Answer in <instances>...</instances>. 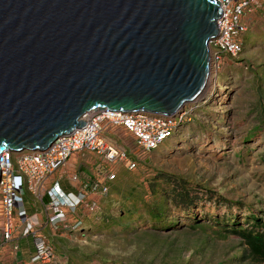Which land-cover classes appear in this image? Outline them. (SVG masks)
<instances>
[{
  "label": "rangeland",
  "instance_id": "374dc122",
  "mask_svg": "<svg viewBox=\"0 0 264 264\" xmlns=\"http://www.w3.org/2000/svg\"><path fill=\"white\" fill-rule=\"evenodd\" d=\"M243 19L241 51L209 63L202 92L158 147L101 121L104 143L123 156L79 158L107 187L67 226L42 230L62 264H264L239 231L264 233V3Z\"/></svg>",
  "mask_w": 264,
  "mask_h": 264
},
{
  "label": "water",
  "instance_id": "95a60500",
  "mask_svg": "<svg viewBox=\"0 0 264 264\" xmlns=\"http://www.w3.org/2000/svg\"><path fill=\"white\" fill-rule=\"evenodd\" d=\"M216 0H0V152L96 109L170 115L202 92Z\"/></svg>",
  "mask_w": 264,
  "mask_h": 264
},
{
  "label": "built area",
  "instance_id": "2783aa9c",
  "mask_svg": "<svg viewBox=\"0 0 264 264\" xmlns=\"http://www.w3.org/2000/svg\"><path fill=\"white\" fill-rule=\"evenodd\" d=\"M220 14L216 19L217 34L208 42L209 63H217L223 56L235 55L241 51V34L246 29L244 15L260 7L264 0H216ZM185 111L183 108L170 115L139 112H119L101 109L86 112L82 126L55 138L42 150L12 151L5 148L0 152V238L9 240L19 224L21 236L32 239L33 264H62L44 236L27 221L23 207V193L26 191L36 200L45 199L46 224L51 228L67 226L69 215L76 213L85 204L90 210L93 202H87L82 192H64L55 183L47 184V178L57 170L73 153L92 151L106 162H114L123 152L110 143H104L100 133L104 129L102 120L122 127L137 146L152 150L168 139L179 128ZM135 165L129 161L128 167ZM111 175L108 179H111ZM101 190H106V185ZM77 221V220H76ZM76 221L72 227L76 226Z\"/></svg>",
  "mask_w": 264,
  "mask_h": 264
},
{
  "label": "crops",
  "instance_id": "0c3cea01",
  "mask_svg": "<svg viewBox=\"0 0 264 264\" xmlns=\"http://www.w3.org/2000/svg\"><path fill=\"white\" fill-rule=\"evenodd\" d=\"M86 153H90V151L73 153L57 169L58 171L55 170L47 178V184L55 183L56 186L64 192H74V193L82 192L87 202L95 203L94 199L97 197L99 198L100 195L104 193V191L101 190V188L102 186L106 185L107 180H106V176H105V180L103 177L100 178L98 174L94 176L93 174H91V172L85 170L83 167L77 164L79 158L81 156H84ZM93 154L96 153L93 152ZM44 205H45L44 198H42L41 200H36L28 192L25 191L23 193V207L26 210V214L28 216L27 221L31 223L33 227L37 230V232L40 234L44 228L53 229L46 224L47 213ZM73 216L74 214L69 215L67 217L69 223H71V218ZM59 226H61V224L58 225V227ZM17 227L19 228V224L16 226V228ZM19 231L20 228L16 231L17 233H15L14 231L11 235V238L7 241L1 240L0 238V254L3 255L0 258V264H3V262L4 263L6 262L7 264H33L30 263L29 261L33 251L31 236L30 235L21 236L19 234ZM21 237H29L31 241L20 243L19 239ZM9 249L10 252L12 251L13 253L12 257L9 256L7 253ZM26 256H28V259L25 258Z\"/></svg>",
  "mask_w": 264,
  "mask_h": 264
},
{
  "label": "trees",
  "instance_id": "16d2710c",
  "mask_svg": "<svg viewBox=\"0 0 264 264\" xmlns=\"http://www.w3.org/2000/svg\"><path fill=\"white\" fill-rule=\"evenodd\" d=\"M253 220L257 221L256 218H253ZM239 231L241 237L249 247L251 255L264 261V233L255 230L253 231V229L249 230L247 228Z\"/></svg>",
  "mask_w": 264,
  "mask_h": 264
},
{
  "label": "bare ground",
  "instance_id": "6f19581e",
  "mask_svg": "<svg viewBox=\"0 0 264 264\" xmlns=\"http://www.w3.org/2000/svg\"><path fill=\"white\" fill-rule=\"evenodd\" d=\"M97 110H101V109H96L94 111H97ZM94 111H92V112H94ZM85 118H86V115L84 117H81V119H85Z\"/></svg>",
  "mask_w": 264,
  "mask_h": 264
}]
</instances>
